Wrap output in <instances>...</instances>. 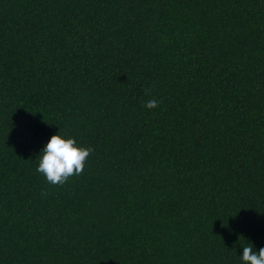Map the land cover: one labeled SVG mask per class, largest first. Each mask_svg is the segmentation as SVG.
I'll list each match as a JSON object with an SVG mask.
<instances>
[{
  "label": "trees",
  "instance_id": "obj_1",
  "mask_svg": "<svg viewBox=\"0 0 264 264\" xmlns=\"http://www.w3.org/2000/svg\"><path fill=\"white\" fill-rule=\"evenodd\" d=\"M56 134L93 149L62 186L36 172ZM248 244L264 0H0V264H242Z\"/></svg>",
  "mask_w": 264,
  "mask_h": 264
},
{
  "label": "clouds",
  "instance_id": "obj_2",
  "mask_svg": "<svg viewBox=\"0 0 264 264\" xmlns=\"http://www.w3.org/2000/svg\"><path fill=\"white\" fill-rule=\"evenodd\" d=\"M151 94V89L146 90ZM159 101L149 99L144 107L148 110L157 108ZM93 149L79 147L72 138H63L60 134L52 135L48 143L37 156L38 166L36 172L44 176L51 185H64L72 176L82 174L85 162ZM242 264H264V248L258 252L253 250L251 244L242 247L240 255Z\"/></svg>",
  "mask_w": 264,
  "mask_h": 264
}]
</instances>
